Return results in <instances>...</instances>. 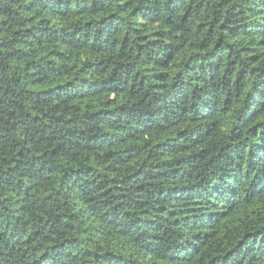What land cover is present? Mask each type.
<instances>
[{
    "label": "trees",
    "instance_id": "trees-1",
    "mask_svg": "<svg viewBox=\"0 0 264 264\" xmlns=\"http://www.w3.org/2000/svg\"><path fill=\"white\" fill-rule=\"evenodd\" d=\"M0 264H264V0H0Z\"/></svg>",
    "mask_w": 264,
    "mask_h": 264
}]
</instances>
